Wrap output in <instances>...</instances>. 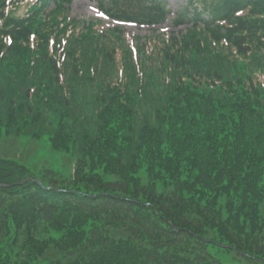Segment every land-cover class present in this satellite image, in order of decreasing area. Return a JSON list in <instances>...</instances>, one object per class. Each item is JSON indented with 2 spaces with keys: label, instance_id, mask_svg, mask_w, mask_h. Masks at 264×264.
<instances>
[{
  "label": "trees",
  "instance_id": "trees-1",
  "mask_svg": "<svg viewBox=\"0 0 264 264\" xmlns=\"http://www.w3.org/2000/svg\"><path fill=\"white\" fill-rule=\"evenodd\" d=\"M148 1L97 6L163 24ZM68 3L0 0V136L78 152L67 174L0 156V264H264V0H187L185 33L96 63Z\"/></svg>",
  "mask_w": 264,
  "mask_h": 264
},
{
  "label": "rangeland",
  "instance_id": "rangeland-1",
  "mask_svg": "<svg viewBox=\"0 0 264 264\" xmlns=\"http://www.w3.org/2000/svg\"><path fill=\"white\" fill-rule=\"evenodd\" d=\"M68 1H70V3L65 6L67 12L63 15L64 18H71V21H73L74 25L78 26L79 29L95 24L92 29L98 32L97 29H100L101 26V32L97 36L96 41H93V37L90 34H87V40L80 45L81 48H84V52L88 50L93 51L94 63H96V59H102L104 52H99L100 49H102V45L110 48H112L113 45L119 48L127 45L124 41V34H129L131 38H133L134 43L139 45L143 43L145 44L147 39L150 37H158L161 33H164L165 29L166 32L169 31L168 33L170 35L175 34L177 36L181 32L185 33V30L188 28V26H176V21L174 20V13L179 15L182 12L185 0H164L168 3L172 14L169 15L167 20L162 25H151L139 22L123 23L110 20L97 12V0ZM114 1L120 3L125 10L133 9V6L137 8L138 6H143L149 2L148 0H113V2ZM62 14V11L57 12V15ZM142 17L143 16H140V18ZM117 28L121 29L122 32H118ZM90 31L91 29H86V32ZM200 37L202 38L203 36L200 34ZM159 39L160 38H155V42H158ZM91 41L93 44L89 43ZM206 50L209 51V49ZM199 56L201 57V55ZM76 62L80 63V61ZM77 80L81 79L77 78ZM94 80L98 81V78H94ZM77 155L78 152H62L51 148L47 137L43 136L35 138L29 134V131L22 135H15L14 133H11L8 136H0V156H15L16 158L28 163L31 168L34 167L39 169L40 167H50L67 174L69 171L71 172ZM220 254H222L220 257L227 263L235 264V261H243L232 254Z\"/></svg>",
  "mask_w": 264,
  "mask_h": 264
},
{
  "label": "snow or ice",
  "instance_id": "snow-or-ice-1",
  "mask_svg": "<svg viewBox=\"0 0 264 264\" xmlns=\"http://www.w3.org/2000/svg\"><path fill=\"white\" fill-rule=\"evenodd\" d=\"M9 43H11V41H9Z\"/></svg>",
  "mask_w": 264,
  "mask_h": 264
}]
</instances>
